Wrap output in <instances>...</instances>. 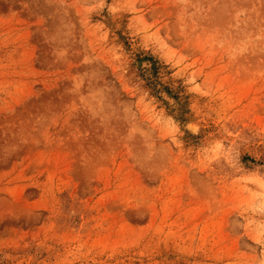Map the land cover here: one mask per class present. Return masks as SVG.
<instances>
[{"label":"rangeland","instance_id":"rangeland-1","mask_svg":"<svg viewBox=\"0 0 264 264\" xmlns=\"http://www.w3.org/2000/svg\"><path fill=\"white\" fill-rule=\"evenodd\" d=\"M0 264H264V0H0Z\"/></svg>","mask_w":264,"mask_h":264}]
</instances>
